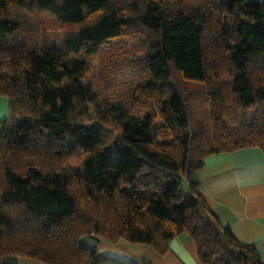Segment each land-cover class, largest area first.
Masks as SVG:
<instances>
[{
  "label": "trees",
  "instance_id": "trees-1",
  "mask_svg": "<svg viewBox=\"0 0 264 264\" xmlns=\"http://www.w3.org/2000/svg\"><path fill=\"white\" fill-rule=\"evenodd\" d=\"M45 16L74 30L54 42ZM128 35L144 78L110 100L85 76ZM0 95V264H137L81 239L164 254L180 234L202 264H264L195 177L210 153L264 150V0H0Z\"/></svg>",
  "mask_w": 264,
  "mask_h": 264
},
{
  "label": "crops",
  "instance_id": "crops-1",
  "mask_svg": "<svg viewBox=\"0 0 264 264\" xmlns=\"http://www.w3.org/2000/svg\"><path fill=\"white\" fill-rule=\"evenodd\" d=\"M9 115V99L0 95V119ZM199 190L220 222L234 235L254 245L264 261V150L257 146L210 153L195 175ZM81 244L137 264H202L194 241L185 234L173 238L164 254L122 238L111 243L90 235ZM1 264H45L28 256L6 257Z\"/></svg>",
  "mask_w": 264,
  "mask_h": 264
},
{
  "label": "rangeland",
  "instance_id": "rangeland-1",
  "mask_svg": "<svg viewBox=\"0 0 264 264\" xmlns=\"http://www.w3.org/2000/svg\"><path fill=\"white\" fill-rule=\"evenodd\" d=\"M32 17L35 20H40L37 14H33ZM44 21L47 24L46 28H44V32L47 33L49 39L57 43L60 42L68 30H74L73 28L60 25L50 16H45ZM142 45L143 41L141 36L133 37L128 35L115 40L110 46L104 48L100 54L93 55L92 58H90V69L85 76V80L89 82L99 94L111 96L110 100H128L129 96H131L129 88L144 78L142 66H137L140 61L139 58ZM124 71L127 72V74L124 75L127 77L125 79L127 87L122 86L120 89L114 88V82L117 81H114L115 77L112 78V76H114L113 74L115 72L124 73ZM111 88H114V91L107 92V90Z\"/></svg>",
  "mask_w": 264,
  "mask_h": 264
}]
</instances>
